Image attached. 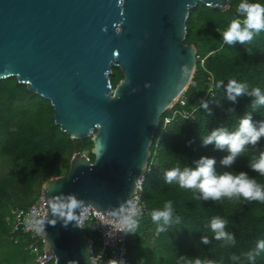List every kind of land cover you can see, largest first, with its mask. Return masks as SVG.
I'll use <instances>...</instances> for the list:
<instances>
[{
	"label": "water",
	"instance_id": "obj_1",
	"mask_svg": "<svg viewBox=\"0 0 264 264\" xmlns=\"http://www.w3.org/2000/svg\"><path fill=\"white\" fill-rule=\"evenodd\" d=\"M199 4L225 12L231 2L0 0V80L17 78L51 103L70 139L93 142L94 162L76 149L69 172L42 187L39 262L51 255L55 264H96L81 214L92 207L119 221L134 205L161 118L197 70V49L185 39ZM113 67L124 75L116 87Z\"/></svg>",
	"mask_w": 264,
	"mask_h": 264
},
{
	"label": "trees",
	"instance_id": "obj_2",
	"mask_svg": "<svg viewBox=\"0 0 264 264\" xmlns=\"http://www.w3.org/2000/svg\"><path fill=\"white\" fill-rule=\"evenodd\" d=\"M230 2L225 12L203 4L190 10L185 43L197 49V70L184 94L185 104H175L162 116L153 140L140 193L145 213L138 218L135 234H131L127 242L128 258L134 264H187L190 258L197 256L234 264L230 259L233 254L241 256L239 264H250L243 253L264 240V203L243 197H224L216 202L197 200L198 192L163 180L166 170L176 166L183 169L185 165L194 167L195 161L208 156L216 158L217 173L244 171L264 185V176L249 167V159L256 154L251 146L229 167L220 163L229 155L227 150H216L214 145L203 146L201 140L220 126H227L229 131L237 130L240 117L251 111L252 97H240L233 103L227 99L223 88H217L220 81L226 84L236 79L250 88L260 87L264 92V32L250 45H226L220 33L237 17L236 6L240 0ZM254 2L264 4V0ZM247 47L253 49L252 55L247 53ZM123 78L120 68L113 67L112 85L116 87ZM211 86L212 91L205 99ZM201 100L209 101L211 116L200 108ZM175 111L180 114L165 124ZM253 120L264 121V107L253 113ZM258 147L264 150V138ZM76 149L81 153L91 151V138L70 139L55 124L54 108L48 100L29 92L27 85L19 83L15 77L0 80V264H37L35 253L29 249L33 239L22 229H14L13 211L31 207L41 198L44 183L66 175ZM89 159L95 160L91 152ZM167 201L173 204V223L165 232L157 234L158 225L152 221L151 212L163 209ZM216 215L227 219L226 230L235 233V246H226L213 238L210 222ZM177 218L179 223H176ZM91 226L95 228L93 220L87 221L82 229L93 241L96 264H108L111 258L104 254L100 233L96 228L90 232ZM203 235L209 236L210 244L201 242ZM43 247L39 240V254L43 253ZM255 264H264V252Z\"/></svg>",
	"mask_w": 264,
	"mask_h": 264
},
{
	"label": "clouds",
	"instance_id": "obj_3",
	"mask_svg": "<svg viewBox=\"0 0 264 264\" xmlns=\"http://www.w3.org/2000/svg\"><path fill=\"white\" fill-rule=\"evenodd\" d=\"M119 3L123 4V0H119ZM236 12L237 17L232 19L227 29L220 33L222 40L229 46H234L237 43L250 45L258 34L264 32V4L254 2V0H240L236 6ZM246 51L249 55L253 54L251 47H247ZM185 72H187V69H185ZM217 88H223L227 99L233 103H236L240 97H252L251 111H247L240 117L237 130L229 131L227 126L217 127L207 136L201 137L202 145H214L216 150H227L229 155L223 157L220 163L229 167L237 157L245 152L248 146H251L252 149L256 150V154L249 159V167L260 176H264V150L258 147L261 138H264V121L254 122L253 120V113L264 107V92L260 87L250 88L247 83L238 82L236 79H231L226 84L220 81ZM198 104L209 116L213 114L209 107V101L201 100ZM230 111L234 112V109H230ZM194 164V167L185 165L183 169L176 166L166 170L163 173L164 182L167 184L175 182L182 189H191L198 192L199 195L195 197L197 200L216 202L224 197L228 199L243 197L247 201L264 203V185L260 184L256 178L250 176L247 172L225 171L217 173L215 157L202 156ZM72 195L75 194H67L66 196L71 197ZM71 203L75 205L76 201L73 199ZM51 207L55 213L57 205L53 204ZM128 208L130 210L119 217L124 225L121 232L135 234L142 209L131 204L128 205ZM173 212L172 201H167L163 209H156L151 212L152 221L158 225L157 234L165 232L168 226L173 223ZM33 215H38L35 209ZM35 223L39 227L45 222L37 220ZM176 223H179V218L176 219ZM227 225V219L219 215L212 217L210 229L214 233L213 238L216 241H223L226 246H235V233L227 231ZM201 242L207 245L211 243V240L209 236L203 235ZM262 252H264V240H259L254 249L243 253V257L250 264H255L257 257ZM230 259L234 264H239L241 256L233 254ZM108 264H127V261L123 258L110 259ZM187 264H223V261L217 262L207 257L197 256L190 258Z\"/></svg>",
	"mask_w": 264,
	"mask_h": 264
},
{
	"label": "built area",
	"instance_id": "obj_4",
	"mask_svg": "<svg viewBox=\"0 0 264 264\" xmlns=\"http://www.w3.org/2000/svg\"><path fill=\"white\" fill-rule=\"evenodd\" d=\"M212 87L213 86L210 87L205 99L209 97L210 95L209 93L212 91ZM178 103L182 105L185 104L184 96H182L176 104ZM178 114H180V112L175 111L172 117H168L165 120V124L170 123L171 120ZM143 180H144V176L138 180L137 191L135 195L132 197V203H134L135 206L142 209V214L139 216V218L145 213V207L141 202V194H140L142 191ZM34 209L36 213H38V215L36 216L33 215ZM128 211L129 209H126V212ZM13 214L16 216V219L14 221V229L15 230L22 229L25 233H29L31 235V238L33 239V243L29 246V249L31 250L32 253H35L36 255V263L55 264L56 258L51 255H48L47 259H45L44 261L39 262L40 258L46 257L44 247L42 251L43 253L39 254L38 242L40 240L44 244V240L41 236L38 235L35 229V226L37 225L35 221L40 220L45 215V209L42 203V198H40L36 203H34L28 209L13 211ZM92 220L95 222L96 230L100 233V240L104 249V254L106 256L109 255L111 259L123 258L127 261V264H134L128 258V248H127V242L130 239L131 233L125 234L121 232L124 229V225L121 223V221L110 220L109 218H107V216H102L95 209L89 207L81 214V220L79 221V223L81 226H83L87 221H92ZM136 264H140V263L138 262Z\"/></svg>",
	"mask_w": 264,
	"mask_h": 264
},
{
	"label": "rangeland",
	"instance_id": "obj_5",
	"mask_svg": "<svg viewBox=\"0 0 264 264\" xmlns=\"http://www.w3.org/2000/svg\"><path fill=\"white\" fill-rule=\"evenodd\" d=\"M90 152H92V150H91V151L86 150V151L83 152V154H84L85 156L89 157ZM67 164H68V163H66V165H67ZM69 167H70V165H69ZM92 230H93V231L95 230L94 226H91V227H90V232H92Z\"/></svg>",
	"mask_w": 264,
	"mask_h": 264
}]
</instances>
